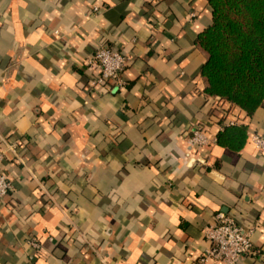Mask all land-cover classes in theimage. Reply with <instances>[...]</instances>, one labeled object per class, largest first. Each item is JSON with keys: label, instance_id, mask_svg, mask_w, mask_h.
I'll return each mask as SVG.
<instances>
[{"label": "crops", "instance_id": "crops-1", "mask_svg": "<svg viewBox=\"0 0 264 264\" xmlns=\"http://www.w3.org/2000/svg\"><path fill=\"white\" fill-rule=\"evenodd\" d=\"M211 19L206 0H0V264H201L220 213L255 230L239 264H264V110L241 153L217 145L195 45ZM99 46L130 58L119 92L91 88Z\"/></svg>", "mask_w": 264, "mask_h": 264}, {"label": "trees", "instance_id": "trees-1", "mask_svg": "<svg viewBox=\"0 0 264 264\" xmlns=\"http://www.w3.org/2000/svg\"><path fill=\"white\" fill-rule=\"evenodd\" d=\"M206 2L211 23L195 42L205 57L200 71L203 93L216 101L224 124L252 121L264 110V0ZM249 132L248 125H224L217 145L239 154Z\"/></svg>", "mask_w": 264, "mask_h": 264}, {"label": "built area", "instance_id": "built-area-1", "mask_svg": "<svg viewBox=\"0 0 264 264\" xmlns=\"http://www.w3.org/2000/svg\"><path fill=\"white\" fill-rule=\"evenodd\" d=\"M97 9H95L96 11ZM130 58L122 51L99 46L93 56L88 60L87 67L95 71L97 76L91 83V88H101L110 92H119L125 85L123 75L128 67ZM240 121H229L225 126H235ZM250 140L255 148L264 153V134L257 131L250 133ZM191 149L200 151L204 157L212 144L211 138L206 134L205 127L198 125L187 139ZM14 149L15 145L9 146ZM6 152H0V202L14 191L13 180L2 166L5 162ZM254 228L247 229L231 216L223 213L217 215L216 222L206 231V240L210 248L205 252L201 264L209 259L223 264H239L242 259L253 252ZM33 248L38 249V243L31 241Z\"/></svg>", "mask_w": 264, "mask_h": 264}]
</instances>
